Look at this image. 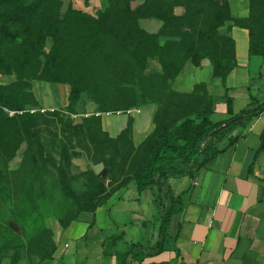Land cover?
Returning <instances> with one entry per match:
<instances>
[{
	"label": "trees",
	"instance_id": "1",
	"mask_svg": "<svg viewBox=\"0 0 264 264\" xmlns=\"http://www.w3.org/2000/svg\"><path fill=\"white\" fill-rule=\"evenodd\" d=\"M133 2L109 0L106 9L96 15L69 8L59 19V0H0V75L16 76L11 83H0V264L11 251L15 252L12 264L28 255L42 260L53 256L57 246L46 223L49 192L65 184L79 150L95 163L116 161L124 133L112 137L104 130L100 115L76 121L62 110L42 111L34 81L69 85V111L85 92L100 111L126 110L149 101L158 105L154 129L145 144L147 157H135L139 164L131 177L107 191L105 183L92 175L98 187L79 194L66 190L75 206L64 208L59 216L66 228L81 214L95 213L131 180L137 182L139 191L152 186L166 189L169 205L162 213L157 252L164 249L172 216L183 209L168 178L183 173L194 176L222 151L218 147L222 139L264 113V102L252 97L250 108L234 114L233 99L228 94L214 97L205 83L191 92L173 88L188 62L210 64L215 77L226 85L237 59L234 39L218 30L224 23L233 21L247 28L250 55L264 56V0H249V14L244 18L232 16L229 0H144L137 6ZM177 8L184 12L177 13ZM147 18L163 22L158 33L141 27L140 20ZM47 38L52 40L49 53L44 50ZM154 59L164 71L156 81L146 76L149 61ZM222 100L231 116L214 121L212 116ZM260 137L249 173L264 151V130ZM237 140L232 139L229 146ZM23 144L22 160L11 168ZM129 146L130 154L140 151L132 143ZM9 220L18 230L8 225ZM133 249L124 253L121 264H126Z\"/></svg>",
	"mask_w": 264,
	"mask_h": 264
},
{
	"label": "crops",
	"instance_id": "2",
	"mask_svg": "<svg viewBox=\"0 0 264 264\" xmlns=\"http://www.w3.org/2000/svg\"><path fill=\"white\" fill-rule=\"evenodd\" d=\"M232 1H229L232 16L247 17L249 0H241L245 4L241 15L233 13ZM229 34L235 42L237 65L228 74L226 85L215 77L208 63L195 66L188 62L173 82V88L191 92L197 84L205 83L214 97L228 94L237 114L251 107L252 97L264 102V56L250 55L247 28L231 25ZM189 64L193 68H188ZM208 66L212 68L208 81L199 80L190 90L174 87L175 83L187 84L184 76L187 69L201 74ZM154 106L145 105L140 116L134 117L135 134L153 131ZM230 116L222 100L212 119L221 121ZM263 130L264 113L222 139L218 143L222 151L194 176L183 173L168 178L167 184L174 196L181 198L183 209L172 216L161 252L157 250L162 240V213L169 205L166 189L152 186L139 191L137 182L131 180L95 213H83L65 230H54L57 247L51 258H38L30 263L25 256L17 264H121L122 256L133 246L126 264H264V151L259 153L249 173ZM235 137L236 144L229 146ZM94 228L98 230L97 250L91 258L86 243L89 231ZM62 238L66 240L64 246ZM68 240L75 244L71 251ZM6 264H12L9 258Z\"/></svg>",
	"mask_w": 264,
	"mask_h": 264
},
{
	"label": "rangeland",
	"instance_id": "3",
	"mask_svg": "<svg viewBox=\"0 0 264 264\" xmlns=\"http://www.w3.org/2000/svg\"><path fill=\"white\" fill-rule=\"evenodd\" d=\"M59 2V19H63L69 8L82 10L84 12L96 15L100 11H104L109 5V0H59ZM140 3L141 0H134L133 5L137 6ZM243 8H245V4L243 5V3H241V0L232 1V9L235 15H241ZM176 12L183 13L184 8H177ZM140 25L150 33H158L163 27V22L156 18H147L141 19ZM231 25H233V21L224 23L218 30L222 34H229V28ZM226 30L228 31L226 32ZM51 47L52 40L51 38H47L44 48L45 52L49 53ZM218 60L223 61L225 59L218 58ZM222 65L224 66V68L227 67L225 63ZM256 65L257 64L255 63V67ZM188 68L193 67L189 64ZM206 68H208V70ZM210 70L212 72V68L208 66L205 67L203 73L198 74L197 72H191L189 71V69H187L186 73L184 74V76H186L187 84H184V86H179L177 83H175L174 87L181 90H190L195 82L199 80L208 81L212 77ZM146 72V76L148 79H155L154 81H156L157 79H161L164 71L159 60L154 59L149 61V66ZM15 80L16 76L14 74L0 75L1 84H8ZM33 91L36 95L37 100L39 101V107L42 111L62 110V112L65 113L66 116H69L76 121L84 117L100 115L104 130L108 131L112 137H117L120 135V133L124 132L122 134V139L118 144L119 155L116 161H112L109 165L108 163H95L88 157L86 152H84L83 150H79L78 155L74 157V159L72 160V164L69 167V177L66 179L65 184L49 192V195L46 198L48 213L46 217L47 226L50 227L53 232L54 230L59 229L65 230V228H63L59 222V216H63L62 212L65 213L64 208L72 209L75 206L74 197H71V193L67 192L66 190L69 189L71 192H73V194H79L83 191H86L89 187H98V179H96V177L105 183L107 191L113 190L117 186L122 185L134 173L139 164L137 159H135L136 156L140 158V160L142 157H147L145 144L147 143V138L151 133L144 135L135 134L134 117L140 116L139 112L145 105L156 106V104L149 101V103L145 105L132 107L126 110L121 109L100 111L98 109L99 106L94 98L90 94L85 92L82 93L80 99L74 105L72 110L69 111V85L56 84L45 81H34ZM129 143H132L133 146L136 147L137 150L140 149V151H134L131 154L128 153L127 151L131 148L129 146ZM25 147L26 146L23 144L16 157L10 162L11 168L18 167L22 160ZM92 175L96 176L95 179H92ZM8 225L13 230H18L17 226L11 220H9ZM97 231L98 230L96 228L89 231V239L88 243H86L89 247L88 250L92 252L90 253L91 258H94L93 254L97 250L95 236ZM148 232H150V230H148ZM130 235L132 234L130 233ZM65 242L66 240L62 238L63 246ZM67 243L71 245V247L68 249V251H71L75 244L71 240H68ZM14 255V251L8 252L7 256L5 257L4 263L6 264L8 262V258L10 262H12ZM38 258L40 257L36 255H28L30 263L36 261Z\"/></svg>",
	"mask_w": 264,
	"mask_h": 264
},
{
	"label": "water",
	"instance_id": "4",
	"mask_svg": "<svg viewBox=\"0 0 264 264\" xmlns=\"http://www.w3.org/2000/svg\"><path fill=\"white\" fill-rule=\"evenodd\" d=\"M207 141V140H206Z\"/></svg>",
	"mask_w": 264,
	"mask_h": 264
}]
</instances>
